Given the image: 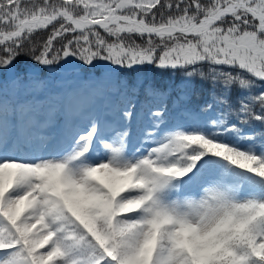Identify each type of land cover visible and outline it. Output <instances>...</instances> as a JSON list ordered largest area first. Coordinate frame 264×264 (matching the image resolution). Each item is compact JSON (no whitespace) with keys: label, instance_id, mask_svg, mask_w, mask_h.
Returning <instances> with one entry per match:
<instances>
[{"label":"snow or ice","instance_id":"1","mask_svg":"<svg viewBox=\"0 0 264 264\" xmlns=\"http://www.w3.org/2000/svg\"><path fill=\"white\" fill-rule=\"evenodd\" d=\"M22 55L199 76L208 119L163 128L170 92L139 83L22 98ZM61 114L56 155L0 152V264H264V130H247L264 126V0H0V144L47 142Z\"/></svg>","mask_w":264,"mask_h":264},{"label":"trees","instance_id":"2","mask_svg":"<svg viewBox=\"0 0 264 264\" xmlns=\"http://www.w3.org/2000/svg\"><path fill=\"white\" fill-rule=\"evenodd\" d=\"M24 2L27 3L28 0H24ZM37 2H41V0H37ZM50 31L51 28L41 30V32L35 34L33 44H42L47 39ZM102 33L103 31H101V35ZM31 46L29 45V47ZM60 46L59 43L54 45L55 48H60ZM17 70L20 76L19 82L16 85H9V87L10 90L14 89L22 98L26 94L29 98L31 96L42 98L49 92H55L53 85L61 82V73H49L47 68L34 64L28 55H22L19 58ZM203 70L207 73V66ZM36 82H42V87L37 89ZM121 82H127L129 87L139 83L143 87L151 86L160 91L170 92L167 99L169 109L168 119L171 121V125H176L178 129L191 130L202 124L203 114L199 113V108L209 99L210 90L208 83L199 76L188 78L180 71L161 70L155 65H143L115 70L109 87ZM251 91L255 95L258 94L260 89L254 88ZM240 94L234 91L230 99L234 109L239 106L238 97ZM181 97L184 98L181 99ZM173 101L179 102L177 107H173ZM154 104L158 105V101L154 100ZM255 110L259 111L258 105H256ZM187 121H189V124L186 123ZM247 130L259 133L264 130V126L260 125L259 122L253 121ZM256 139V150H259L262 138L257 136Z\"/></svg>","mask_w":264,"mask_h":264},{"label":"rangeland","instance_id":"3","mask_svg":"<svg viewBox=\"0 0 264 264\" xmlns=\"http://www.w3.org/2000/svg\"><path fill=\"white\" fill-rule=\"evenodd\" d=\"M109 41H111L113 38H108ZM133 39L135 40V42L137 44H142L143 41H141V39L139 37H133ZM53 67H60L63 70H67V69H74L73 70V76L71 79V83L68 86H59L58 90L59 92H76V91H83L86 92L88 89L98 85V84H104L105 86H107L108 84V80L110 77V71L112 69H116L118 67H115L113 65H111L110 63H106L105 61H96L95 62V68H100L102 70V80H99L96 75L94 74L93 71H91L94 67H90L87 68L88 66H85L82 64L81 61L75 59V58H68V61H60L59 64L53 65L51 66L52 70ZM49 69V71H52ZM72 123L74 124H80L77 121H81V119L79 117H72ZM208 116L205 114L203 117V123L202 125L207 121ZM188 123V122H186ZM81 126H83V124H81ZM61 127L60 129H58V126H55L53 128H49V131L52 130L53 134L52 139L48 140L47 143L46 142H41L38 139H35L33 137H29V140L31 143H28L30 146L29 151L25 152L24 150V142L25 141H21L18 136H16V132L13 131L10 134L9 140L7 142V145H3L0 144V152H4L7 151L10 155L14 156L17 159H33V158H38V157H51L56 155V153L59 151V143H60V132L62 131ZM111 133L110 132H106V137L110 136ZM26 143V142H25ZM44 143H46L44 145V147L46 148L45 153L43 155L38 154L39 152V148L41 145H43ZM139 145V136L133 134L132 132H130V137H129V147H128V151L132 152L135 150V148ZM16 151V152H15ZM102 151V149H101ZM194 189H192L186 197H180V198H199L200 195L203 194V189L202 188H197L196 193H198L197 195H191V193L193 192ZM177 198V197H174ZM43 252V250L41 251Z\"/></svg>","mask_w":264,"mask_h":264},{"label":"bare ground","instance_id":"4","mask_svg":"<svg viewBox=\"0 0 264 264\" xmlns=\"http://www.w3.org/2000/svg\"><path fill=\"white\" fill-rule=\"evenodd\" d=\"M65 122V121H64ZM78 123H80V124H82L80 121H77ZM61 133V132H60ZM40 153L43 155L44 153H45V150H46V148L44 147V145H42L41 147H40Z\"/></svg>","mask_w":264,"mask_h":264}]
</instances>
